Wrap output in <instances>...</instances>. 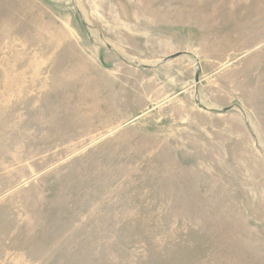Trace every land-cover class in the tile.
<instances>
[{"label":"rangeland","instance_id":"1","mask_svg":"<svg viewBox=\"0 0 264 264\" xmlns=\"http://www.w3.org/2000/svg\"><path fill=\"white\" fill-rule=\"evenodd\" d=\"M0 264H264V0H0Z\"/></svg>","mask_w":264,"mask_h":264},{"label":"water","instance_id":"2","mask_svg":"<svg viewBox=\"0 0 264 264\" xmlns=\"http://www.w3.org/2000/svg\"><path fill=\"white\" fill-rule=\"evenodd\" d=\"M196 72H198V69L196 70ZM197 74L198 73H196V76H195V79H197ZM228 108H224L223 110H227Z\"/></svg>","mask_w":264,"mask_h":264}]
</instances>
